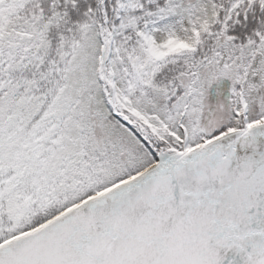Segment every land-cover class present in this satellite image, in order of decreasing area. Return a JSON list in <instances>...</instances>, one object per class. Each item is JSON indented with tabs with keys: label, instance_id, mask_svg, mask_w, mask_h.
Wrapping results in <instances>:
<instances>
[{
	"label": "trees",
	"instance_id": "1",
	"mask_svg": "<svg viewBox=\"0 0 264 264\" xmlns=\"http://www.w3.org/2000/svg\"><path fill=\"white\" fill-rule=\"evenodd\" d=\"M102 2L0 0V243L204 142L203 71L225 52L227 133L264 123V0H108L107 46ZM144 29L182 47L157 58Z\"/></svg>",
	"mask_w": 264,
	"mask_h": 264
},
{
	"label": "water",
	"instance_id": "2",
	"mask_svg": "<svg viewBox=\"0 0 264 264\" xmlns=\"http://www.w3.org/2000/svg\"><path fill=\"white\" fill-rule=\"evenodd\" d=\"M0 264H264V123L163 153L0 243Z\"/></svg>",
	"mask_w": 264,
	"mask_h": 264
},
{
	"label": "rangeland",
	"instance_id": "3",
	"mask_svg": "<svg viewBox=\"0 0 264 264\" xmlns=\"http://www.w3.org/2000/svg\"><path fill=\"white\" fill-rule=\"evenodd\" d=\"M107 1L108 0H103L101 4L99 3V8L102 13V36L105 46L108 45V24L110 21L108 9H105L107 7ZM185 1L191 2L193 0ZM261 6H263V4ZM140 37L157 58L164 56L165 51L182 47V43L178 40V30L164 31L159 29H144L140 33ZM228 45L229 42L223 39V50H227ZM225 55L226 52L221 56L219 63L216 65L212 64L203 71L205 90L200 112V129L204 136V142L201 144L226 134L228 130L231 106L230 96L234 88L232 85L231 71L225 68L223 64ZM182 79L184 84L188 83V76H182ZM249 79L252 82L257 81L256 74H250ZM109 89H111V87H109ZM257 91L255 98L258 100L264 99V86ZM108 94H112L111 90H108ZM257 111L258 102L252 104V115H255ZM163 153L170 154L172 152H162L159 156Z\"/></svg>",
	"mask_w": 264,
	"mask_h": 264
},
{
	"label": "bare ground",
	"instance_id": "4",
	"mask_svg": "<svg viewBox=\"0 0 264 264\" xmlns=\"http://www.w3.org/2000/svg\"><path fill=\"white\" fill-rule=\"evenodd\" d=\"M166 158L165 156H162V159Z\"/></svg>",
	"mask_w": 264,
	"mask_h": 264
}]
</instances>
